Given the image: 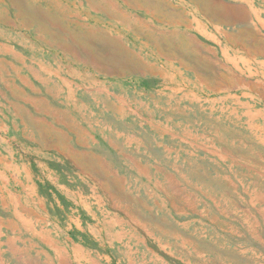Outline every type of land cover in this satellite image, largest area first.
<instances>
[{"label":"rangeland","instance_id":"1","mask_svg":"<svg viewBox=\"0 0 264 264\" xmlns=\"http://www.w3.org/2000/svg\"><path fill=\"white\" fill-rule=\"evenodd\" d=\"M90 1L75 0L79 26L156 73L93 71L13 28L9 8V23L0 21V264H58L59 248L68 264H88V254L92 264H264V57L243 50L244 36L264 48V0H221L251 1L245 14L230 13L244 22L200 15L199 29L181 28L197 54L205 47L219 58L202 84ZM59 142L70 152L90 144L102 160L69 162L52 150ZM38 233L54 245L34 239L29 258L11 259L8 239Z\"/></svg>","mask_w":264,"mask_h":264},{"label":"bare ground","instance_id":"2","mask_svg":"<svg viewBox=\"0 0 264 264\" xmlns=\"http://www.w3.org/2000/svg\"><path fill=\"white\" fill-rule=\"evenodd\" d=\"M84 1L91 4L90 0ZM121 1L129 8L146 11L150 19L144 21L139 17L126 15L127 12L125 14L124 11H120V7L118 8L116 2L114 3L112 0H97L96 2L99 3L97 8L101 9L107 16H116L120 22L127 26L129 32L130 30L133 32L132 35L134 34L135 38L143 36L146 41L145 45L153 48L159 58H165L171 66L174 65L175 61H179L181 66L192 70L196 76L203 71L208 74V66L204 64V66H200L199 61L198 65H191V67L185 64L182 65L186 60L195 59L197 62L200 56L192 47L194 41L181 33V28L199 29L201 25L197 20V16L200 15L209 20L211 24L217 22L222 26L237 24L245 20L230 15V13L235 14L237 9L223 3L221 0ZM75 3V0H0V21L3 20L5 23H9L7 14L11 12L9 8H12L14 10L13 16L16 19L12 25L13 28L34 31L36 38L43 44L63 51L69 60H74V62L82 63L85 66H92L95 69L93 71L96 72L121 76L129 73L151 76L156 73L155 68L146 64L134 67L135 63L143 62L142 58L127 49L123 51V48H119L121 45L117 40H109V37H103L104 35L97 36L95 39L91 38L95 34L79 26V14L75 13L77 11V9H74L76 7ZM244 33L245 30L240 31L241 35ZM232 36L228 35L227 38L236 44H240L239 35ZM109 43L113 45L109 50H101L105 44L109 45ZM244 47H247L248 52H251V54L264 55L263 47L243 44ZM120 50L122 54H120ZM50 75L53 76V73H50ZM110 101V99L102 100L101 103H104V106H110Z\"/></svg>","mask_w":264,"mask_h":264},{"label":"crops","instance_id":"3","mask_svg":"<svg viewBox=\"0 0 264 264\" xmlns=\"http://www.w3.org/2000/svg\"><path fill=\"white\" fill-rule=\"evenodd\" d=\"M250 4H251V1H247V2L245 1L243 5H239L238 7H236V6H231V7L234 8V9H237V14H241L243 12L245 14V11L246 10H249L251 8V5ZM262 17L264 18V14H262ZM114 31H116V29ZM117 31H121V30L117 28ZM249 33L252 34L251 31H249ZM232 35L235 36L236 34H232ZM187 38H189V37H187ZM245 40L251 41V39H250L249 36H244V41H243L244 42V45L247 44L245 42ZM249 44H250V42H248V45ZM254 46H256V45H254ZM200 50L202 52L204 50V52H205L206 48L205 47H201ZM243 50L246 52L247 55H249V56L251 55V57H252V54H251V52H248V48L247 47H244ZM201 53L200 52L198 53V55L200 56V58L197 60V62L195 61V59L194 60H186L185 62H183L182 65L185 64V65H188V67H191V65L192 66L193 65H198L199 62L201 63L200 66H204L206 64H209L211 66H214V65L217 66L218 64H220V62H216L215 61V60H219V58H217V55H216L215 52H212L211 53L213 57L210 54H204V53L201 54ZM213 53H215V54L213 55ZM261 56L264 57V55H261ZM188 70H190V69H188ZM207 75H208L207 72H204V71L202 73L199 72V75H197V78L200 77L198 79V82L202 84L201 79L204 78V76L207 77ZM204 88L206 89V86H204ZM59 144H58V146H54V148H52V150L54 149L53 151L55 153H57V154L64 155L69 160V162L70 161L71 162L73 161V163H76V160H81V158H84V157H88V158H92V157L93 158H98L99 157L97 154H95V153H93V151H91V148L92 147L90 146V144L89 145H85V144H81L80 145V148H85L88 152H86L84 150H80V151H78V150L76 151L75 150V152H70V150H69V148H70L69 145L70 144H68L67 146H65L64 142H62V143L59 142ZM98 159L102 160L101 157L98 158ZM21 212H23V211L15 210L13 212L14 215L17 217V218L15 217V219L22 220L23 222H28L29 221V218L28 219L25 218L26 216L24 214H22ZM25 214H27V213H25ZM27 216L30 217L29 215H27ZM10 223H15V221L12 220V221H10ZM0 224H1V222H0ZM30 236H31L30 237L31 239H25V240H24V237L22 235H20L19 237H14V238L8 239L7 245H8V250L10 251L11 256L12 255H16L17 253H19V255H18L19 257L22 254H24L25 256L27 255V258H29V253L31 252V250H33V248H35V244L33 243V240L34 239H40V238L43 237L44 238L43 241L49 243V246L52 247L54 245V240L51 237L50 238H45L44 236H41L39 233L37 235L31 234ZM19 241H21L22 246L19 245V243H18ZM56 251H57V253H59V255H57L59 257L58 258V264H68L66 258L61 253V251L64 252V250L62 248H59ZM12 258H13V256L11 257V259ZM86 260H87L88 264H92V259H91V256L89 254H88V258H86ZM45 261H46L47 264H52L53 263V261H51V259L49 257H46ZM78 264H79V262H78Z\"/></svg>","mask_w":264,"mask_h":264}]
</instances>
